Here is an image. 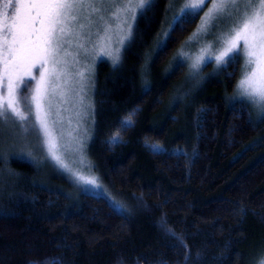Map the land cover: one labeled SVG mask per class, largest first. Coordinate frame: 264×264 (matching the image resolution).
Returning a JSON list of instances; mask_svg holds the SVG:
<instances>
[{
  "label": "trees",
  "instance_id": "16d2710c",
  "mask_svg": "<svg viewBox=\"0 0 264 264\" xmlns=\"http://www.w3.org/2000/svg\"><path fill=\"white\" fill-rule=\"evenodd\" d=\"M168 1L137 21L118 69L96 66L88 153L105 191H74L38 154L24 156L32 146L0 139V264H186V256L187 264H261L264 120L227 97L239 59L175 93L184 64L166 69L200 14L176 27L142 73ZM17 2L0 0V29ZM114 135L120 142L109 143Z\"/></svg>",
  "mask_w": 264,
  "mask_h": 264
},
{
  "label": "snow or ice",
  "instance_id": "6c2138e0",
  "mask_svg": "<svg viewBox=\"0 0 264 264\" xmlns=\"http://www.w3.org/2000/svg\"><path fill=\"white\" fill-rule=\"evenodd\" d=\"M174 3L175 0H170L169 7ZM155 4L156 0H18L15 10L0 29V136L7 125H11L15 135L25 139L35 132L36 148L42 152V135L47 154H42L40 160L54 162L58 170L71 172L76 178L74 182H80L77 186L82 183L102 190L95 177L72 171L61 153L62 145L52 134V128L62 120L56 98H60L61 104L67 103L68 93L72 90L69 87L73 83L72 73L68 71L67 59L70 53L65 45L70 46L75 41L77 49L87 54L86 44L91 43L99 62H105L104 57L110 58L115 71L122 63L124 50L134 40L137 21ZM8 6L5 5L6 8ZM206 7L208 11L197 29L203 35L197 37L194 33L185 41V46L192 47L189 41L194 37L196 43L208 41L209 37L212 39L203 45L202 54L196 57L188 75H198L202 66L212 62L213 55V75L226 71L240 58L242 46L245 63L235 94L230 99L252 105L257 110V122L264 120V0H185L167 22L163 35H158L155 47L150 49L148 62L141 68L142 73L146 74L148 63L167 47L176 27L183 30V25L195 19ZM112 21H119L115 32ZM94 27L95 33L92 31ZM86 28L87 32L84 31ZM93 35L97 36L95 41ZM187 55L184 52L174 55L173 64L166 72L183 63ZM33 68L39 71V78L32 74ZM88 71L91 74L87 79L94 83L95 65ZM75 75L80 78L74 82L79 85L77 103L82 105L84 98L80 93L84 91L86 78L82 71ZM32 81L35 85L30 87ZM131 123L128 119L122 122V126H130ZM113 142H120L117 135L110 137L109 143ZM150 147L155 151L163 150L160 145ZM82 149L83 145L77 141L73 151ZM29 159L36 162L35 157L29 156ZM112 203L124 211L123 205L116 201ZM176 239L183 243L182 237L176 236ZM185 260L187 264L188 256ZM50 264L60 262L53 259Z\"/></svg>",
  "mask_w": 264,
  "mask_h": 264
},
{
  "label": "rangeland",
  "instance_id": "374dc122",
  "mask_svg": "<svg viewBox=\"0 0 264 264\" xmlns=\"http://www.w3.org/2000/svg\"><path fill=\"white\" fill-rule=\"evenodd\" d=\"M185 0H175V3L173 6L170 8V0L168 1V11H167V22L172 19V16L174 13H177L179 9L182 7L184 4ZM211 6V5H209ZM208 11V8L206 7L204 11L200 12V17L193 28L192 31L183 39V41L180 43V45L175 49L173 55H172V60L173 56L176 55L178 52H184L188 53L187 57L184 59V64L185 67V73L184 76H182V81L180 84L182 85H177L178 90L175 92L177 93L180 89V87L187 88L193 87L195 88L196 86H199L205 79L211 78L215 75H213V69L215 66V59L214 55L212 57V62L208 63L206 66H202V70L199 71L198 75L195 76H189L188 73L190 71V66L192 63L195 61L197 56H200L202 54V47L206 43L211 42V37L208 38V41H203L201 43H196V37L192 41H189V44L193 45L192 47L185 46V41H188V38L190 36H193L195 33L196 36L203 35V33H198L197 29L198 27L203 23L205 12ZM95 18V16L93 17ZM110 20L112 19L110 16L108 17ZM166 22V27L163 28V30L160 32V35H163V32L165 29L168 27V23ZM119 21H112V27H113V32L116 30V24H118ZM85 32L88 31L86 28L84 30ZM93 33L96 32V28L94 27L92 29ZM100 35H103V32L100 33ZM93 41L97 39L96 35H93L92 37ZM86 47L88 48V53L85 54L82 50L77 49L75 41L72 42V44L65 45L66 50L70 53V55L67 57L69 61V67L68 71L72 73V81L73 83H70L69 87L72 89L68 93V98H67V103L61 104L60 103V98H56V104H58L61 108V117L62 120L60 123L56 124L52 128V134L54 137L58 139V142L62 145L61 148V153L64 155L65 162L69 165V167L72 169L73 172H80L82 175L86 177H95L98 184L101 186L102 190L95 188L93 185H82L77 186V183L80 182H74L75 177L72 176L71 172H63V170H58L57 166H54V162H51L50 164L60 172L65 173L69 179L74 183L75 186H77L74 191H79V189L87 191H105V187L102 185V183L99 181L96 173L91 169V160L89 157L88 149H89V142L91 140L92 136V131H93V107H94V84H95V77H96V66L97 63L99 62V57L96 56V51L93 50L92 44L88 43L86 44ZM206 55V53H203ZM104 60L107 61L111 65V60L108 57H104ZM78 61V62H76ZM245 63V56L243 53V48L241 46V55L239 58V76L237 79V82L241 79L242 76V68ZM95 65V75H94V83L92 80H88L87 77L91 74L88 69L92 66ZM251 69H249L250 71ZM35 73L33 74V72ZM83 72L85 76V81H84V91L80 93V95L83 96V104L77 103V92L79 91V85L75 84L74 82L79 80L80 78L75 75L76 72ZM32 74L39 78V71L37 68H33ZM184 77V78H183ZM237 82L234 85V88L230 94H228V98L230 99L233 97L236 91V85ZM35 85V81L33 83V86ZM182 97V96H181ZM178 97L177 99H179ZM231 100V99H230ZM232 101V100H231ZM251 114L252 118L256 121H258V115H257V110L250 104H247ZM67 109V111H64V109ZM55 111V108H54ZM32 120H35V116H32ZM0 139H9L14 143H21V145H26L29 149L30 146H32L31 150H28L27 153L28 155H24L26 158L29 159V156L33 155L35 153L36 155L40 157L42 154L46 155L47 154V146L43 144V136L41 135L40 141H41V148L42 152L40 150H37L36 148V134L35 132H32L30 135H28L27 139L17 136L14 134L11 125H7L5 127V130L3 132V135L0 136ZM77 141L83 145V149L79 151H73L74 148H76ZM65 149H67L65 151ZM33 157V156H32ZM78 188V189H77ZM261 264H264V256L260 258Z\"/></svg>",
  "mask_w": 264,
  "mask_h": 264
}]
</instances>
